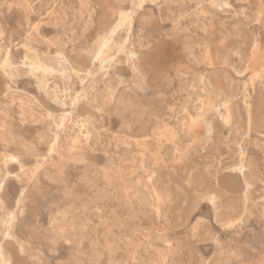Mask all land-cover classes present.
Returning <instances> with one entry per match:
<instances>
[{
	"label": "rangeland",
	"instance_id": "374dc122",
	"mask_svg": "<svg viewBox=\"0 0 264 264\" xmlns=\"http://www.w3.org/2000/svg\"><path fill=\"white\" fill-rule=\"evenodd\" d=\"M123 1L0 0V264H264V0Z\"/></svg>",
	"mask_w": 264,
	"mask_h": 264
},
{
	"label": "bare ground",
	"instance_id": "6f19581e",
	"mask_svg": "<svg viewBox=\"0 0 264 264\" xmlns=\"http://www.w3.org/2000/svg\"><path fill=\"white\" fill-rule=\"evenodd\" d=\"M120 1H123V0H120ZM129 1V0H128ZM136 1V0H135ZM124 2V1H123ZM132 2H134V0H132ZM131 2V3H132ZM141 3V2H140ZM134 4H136V3H134ZM243 12V11H242ZM121 14L123 15V18L124 19H126L127 17H130V14H129V11H122L121 12ZM122 19V18H121ZM122 21V20H121ZM123 21H125V20H123ZM122 23V22H121ZM120 24H118L117 26H119ZM111 33V32H110ZM258 36V35H257ZM110 37V36H109ZM102 43H103V45H101V49H100V51L98 52V54L96 55L97 56V58L98 59H104L105 58V56H104V54H105V49L111 44V41H112V38L110 39V38H108L107 36H103V38H102ZM255 43V42H254ZM30 58H31V60H30V64H31V66L30 67H35V66H38V65H41V64H39V62H38V57H37V55H31L30 56ZM36 68V67H35ZM260 75H262L263 76V74H260ZM259 75V76H260ZM258 77V76H257ZM184 83V82H183ZM184 85V84H183ZM186 85V84H185ZM184 85V86H185ZM187 86V85H186ZM194 87V86H193ZM189 93H190V91H189ZM77 101V100H76ZM248 113V112H247ZM248 116H249V113H248ZM249 118H250V116H249ZM9 132V131H8ZM4 136H5V134H4ZM8 136V135H7ZM5 139H6V137H5ZM15 141V140H14ZM7 143V142H6ZM77 160V159H76ZM78 161V160H77ZM244 167V166H243ZM112 175V174H111ZM243 176V175H242ZM229 177V176H228ZM231 177H233V176H231ZM236 178V177H235ZM228 179V178H227ZM238 179V178H237ZM226 180V179H225ZM234 181H236V180H234ZM126 182V181H125ZM247 183V182H246ZM226 184V183H225ZM228 185V184H227ZM236 185H238V184H236ZM142 200V199H141ZM144 203V202H143ZM142 259V258H141ZM138 263V262H137ZM145 263V262H144Z\"/></svg>",
	"mask_w": 264,
	"mask_h": 264
}]
</instances>
